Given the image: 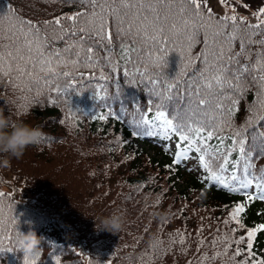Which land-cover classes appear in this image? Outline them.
<instances>
[{"label":"snow or ice","instance_id":"6c2138e0","mask_svg":"<svg viewBox=\"0 0 264 264\" xmlns=\"http://www.w3.org/2000/svg\"><path fill=\"white\" fill-rule=\"evenodd\" d=\"M64 2L80 10L42 23L17 16L15 10L0 16V79L24 93L25 100L35 93L32 101L44 96L49 103L61 96L70 103V95L86 84L94 99L107 102L108 111L91 117L98 121L128 117V105L121 103L114 110L108 103L123 94L121 75L127 85L142 86L147 100L134 103L137 115L126 120L134 127L131 135L168 142L165 151L173 159L165 167L170 171L195 159L203 182L245 198L223 220L226 226L236 225L231 235L213 237V248L224 247L211 259L228 256L231 264H264L254 250L264 224L236 236L245 229L242 214L247 204L264 201V166H257L264 159V6L254 12L257 22L250 23L236 14L216 15L207 0ZM173 52L180 57L179 71L169 79L165 69ZM110 84L115 86L112 94ZM242 102L245 120L237 125ZM23 108L27 112V105ZM76 113L83 115L70 111L73 118ZM124 142L118 141L121 146ZM173 143L174 150L169 147ZM4 196L0 193V200ZM16 225L15 217L0 220V253L17 250L6 243ZM177 235L185 244L186 236ZM204 244L201 239L199 245ZM23 264L37 262L24 257Z\"/></svg>","mask_w":264,"mask_h":264},{"label":"trees","instance_id":"16d2710c","mask_svg":"<svg viewBox=\"0 0 264 264\" xmlns=\"http://www.w3.org/2000/svg\"><path fill=\"white\" fill-rule=\"evenodd\" d=\"M9 10L42 23L72 15L80 6L64 0H0V16ZM167 60L165 74L172 79L179 71L180 57L173 52ZM120 84L123 94L108 103L114 110L121 103L128 105V117L98 121L91 117L108 111L107 102L94 99L86 84L78 91L81 95H70V103L63 96L49 103L44 96L32 101L35 93L25 100L24 93L9 87L6 78L0 79V110L11 120L22 119L43 133V139L28 146L20 157L0 153V182L9 188L0 192L5 194L0 200V220L10 222L15 217L17 221L6 243L17 249V229L35 230L43 238L42 251L30 257L37 264H56L57 259L60 264H231L228 256L211 259L224 247L213 248L211 241L225 232L231 235L236 225L226 226L223 220L245 198L203 182V170L195 159L171 171L165 167L173 157L156 143L158 138L131 135L134 127L126 122L137 115L132 105L146 102L147 90L127 85L122 75ZM108 91L114 93L115 86L110 84ZM240 107L237 125L245 120L243 102ZM75 110L83 115L76 113L73 118L70 111ZM118 141L126 142L121 146ZM257 166H264V159ZM113 214L124 221L119 234L96 230L95 222ZM242 218L245 229L237 237L264 224V201L249 202ZM177 232L186 236L185 244L179 243ZM170 238L177 242L171 243ZM263 249L261 232L254 250L264 257ZM204 256L208 259L202 260ZM0 264H23V252L0 253Z\"/></svg>","mask_w":264,"mask_h":264},{"label":"clouds","instance_id":"9594fccd","mask_svg":"<svg viewBox=\"0 0 264 264\" xmlns=\"http://www.w3.org/2000/svg\"><path fill=\"white\" fill-rule=\"evenodd\" d=\"M42 135L39 128L26 124L22 119L13 121L0 110V153L20 157L28 146L38 144ZM123 227V218L117 214L102 218L99 224L95 222L96 230L111 234H119ZM42 239L33 229L27 233L18 231L17 250L23 252V258L37 256L42 251L40 247Z\"/></svg>","mask_w":264,"mask_h":264},{"label":"rangeland","instance_id":"374dc122","mask_svg":"<svg viewBox=\"0 0 264 264\" xmlns=\"http://www.w3.org/2000/svg\"><path fill=\"white\" fill-rule=\"evenodd\" d=\"M207 3L209 5V7H211L214 11H218L219 13L221 14H225L226 12L228 14H234L232 13L231 11V8L232 7H235L236 8V12L235 13H240V14H250L243 5H245L243 3V0H241V2H238V1H228V4L227 5H222L219 0H207ZM168 142L166 141H163L162 144L164 146H166ZM169 147H174V143L172 145H169ZM10 177V175H9ZM8 175H6V178H9ZM3 190H7V186L4 184H2L0 182V192L3 191Z\"/></svg>","mask_w":264,"mask_h":264}]
</instances>
